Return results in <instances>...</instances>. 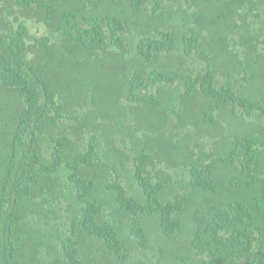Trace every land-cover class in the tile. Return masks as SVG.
<instances>
[{"label":"trees","instance_id":"16d2710c","mask_svg":"<svg viewBox=\"0 0 264 264\" xmlns=\"http://www.w3.org/2000/svg\"><path fill=\"white\" fill-rule=\"evenodd\" d=\"M163 261L264 264V0H0V264Z\"/></svg>","mask_w":264,"mask_h":264},{"label":"rangeland","instance_id":"374dc122","mask_svg":"<svg viewBox=\"0 0 264 264\" xmlns=\"http://www.w3.org/2000/svg\"><path fill=\"white\" fill-rule=\"evenodd\" d=\"M190 64H191V66H193V67H195V68H198V66L200 65V63H199V61H197V60H193V59H191V62H190ZM102 77V76H101ZM101 80H103L106 84L108 83V85L110 86L111 84H113V83H115L116 84V82L118 81V78L115 76L114 78H108V79H105V78H101ZM103 83V82H102ZM103 85H104V83H103ZM117 89H118V86L116 87ZM114 97H115V95H114V90H111V91H105V93H104V95L102 96V97H100L102 100H104V101H107V100H110V101H112L113 99H114ZM194 106V107H193ZM197 112H198V107L196 106V105H194V104H192L191 105V107L189 108V109H187V111H186V118H185V116H184V114H183V118H184V120L185 119H187V121H190V120H194V118L196 117V115H197ZM115 118H117V115L115 116ZM143 120H145V119H143ZM226 128H228L229 129V131L232 129V128H234L235 127V125H234V121L233 120H230V119H227L226 120ZM193 126H192V131L193 132H191V135L193 136V138H195V134H197V132H195L194 130H193ZM189 131H191V130H189ZM109 132V135L110 134H112L113 133V130H111V131H108ZM114 134V133H113ZM208 133L207 132H205L204 133V138H206V135H207ZM224 134H226V132H224ZM208 136V135H207ZM216 138V137H215ZM215 138H211V141H209V140H207V141H204V142H206V144H205V150H208V144L211 146V147H213V146H215V145H213V143H215V142H218V141H220L219 143H218V146H217V148H221V149H223L224 147V145L222 146V141L224 142V144L226 145V143H227V140H225L224 138L223 139H218V140H215ZM207 139V138H206ZM214 139V140H213ZM215 148H216V146H215ZM111 156V155H110ZM178 158V160L179 161H183L184 160V158L183 157H177ZM176 170V169H175ZM223 175L225 174V172L223 171V172H221ZM128 185V184H127ZM178 187H179V185H178V183L177 184H175V188L176 189H178ZM132 190V189H131ZM230 192L231 191H223V195L222 194H220V193H218V194H213V195H203V194H199V193H196V194H194L193 196H191V198H190V201H189V205L188 206H190V208H191V210H192V208H194L196 205H198V204H201V205H203V204H207V203H209V202H219V201H222V200H226L229 196H231L230 195ZM227 196V197H226ZM241 197H246V195H240ZM190 210V211H191ZM189 214H191V213H187L186 214V216H185V220H186V224H188L189 223ZM191 226V224H189V227ZM189 231V229H186V232H188ZM152 234V233H151ZM153 236V235H152ZM188 240H189V238H188V234L187 233H185L184 234V237L181 239V244L182 245H184V248H187L188 247ZM169 245V244H171V243H169V242H166L165 240H163V239H161V240H159L158 241V247H162V246H164V245ZM157 245V244H156ZM172 248H175V246H176V244H171L170 245ZM146 256V258H147V254L145 255ZM162 264H169L168 262H166V261H163L162 262Z\"/></svg>","mask_w":264,"mask_h":264}]
</instances>
